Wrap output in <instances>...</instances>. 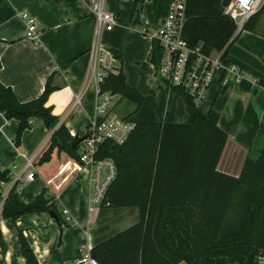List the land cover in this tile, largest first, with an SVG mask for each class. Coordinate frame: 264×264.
Listing matches in <instances>:
<instances>
[{"label":"crops","instance_id":"crops-1","mask_svg":"<svg viewBox=\"0 0 264 264\" xmlns=\"http://www.w3.org/2000/svg\"><path fill=\"white\" fill-rule=\"evenodd\" d=\"M170 2L144 0L135 4L133 0H106V7L118 17L112 30L103 34L106 46L114 50V72L120 70L125 82L143 96L139 107L149 104L152 98H159L160 108L164 93L168 106L170 103L179 107L177 110L167 109L164 115L158 113L156 118L147 121H137L126 115L135 123H189L193 116L182 96L174 90V94L169 93L171 90L159 84L160 78L154 74L150 61L153 48L149 34L166 16ZM23 13L41 29L40 41L36 44L24 37ZM93 26L89 7L79 0H0V82L10 87L20 102H26L42 93L50 77L54 89L49 93L46 105L58 118L56 127L63 123L70 134L79 137L84 135L92 114L91 90L85 92L80 105L71 106L74 95L82 89ZM226 60L264 83V7L251 28L243 29L232 40ZM210 108L219 113L218 125L227 134L217 170L237 177L244 159L247 156L256 159L264 144V86L259 83L250 89L244 81L224 88L217 81L209 88L200 107L203 111ZM177 115H182V119H177ZM18 124V120L6 119L0 112V168H8L11 178L6 182L8 187L4 197L15 181L18 182L17 195L25 203L45 189L46 195L53 198L60 216L65 217L63 211L66 210L73 225L60 233L66 241L57 243L59 229L48 213L25 214L15 221L2 217L0 213V263L24 264L18 230L29 242L38 264H52L56 257L52 256L54 251H57L61 264L78 254L84 226L91 227L89 242L94 245L137 221L138 210L133 207L101 206L90 210L84 181L71 173L76 167L74 158L64 150L54 149L49 160L39 161L53 129L46 128L41 120L33 119L31 127L22 133L20 145L16 146L14 138ZM30 157H33L35 174L32 180L25 181L23 168ZM66 161H71L68 172L60 167ZM125 214H131L130 224L123 225L120 216ZM72 236L76 247H68ZM13 239L17 243L15 248L9 244ZM177 264L187 263L180 261Z\"/></svg>","mask_w":264,"mask_h":264},{"label":"trees","instance_id":"trees-1","mask_svg":"<svg viewBox=\"0 0 264 264\" xmlns=\"http://www.w3.org/2000/svg\"><path fill=\"white\" fill-rule=\"evenodd\" d=\"M143 1L133 0L135 4ZM258 14L244 29L251 28ZM234 29L221 0H188L184 35L191 45L201 44L207 53L220 50ZM159 56L154 44L150 61L155 67ZM53 89L49 77L38 97L20 102L0 82V112L19 122L16 146L33 119L53 129L40 162L49 160L54 149L78 159L79 143L71 147L74 138L65 124L56 127L58 118L46 105ZM101 89L118 93L137 107L143 102L120 70L110 72ZM173 90L193 111L189 123L136 122L121 144H101L98 156L109 157L116 165V176L106 192L107 207L137 208L138 219L92 245L91 255L99 264H253L256 251L264 248V144L256 159H244L237 177L219 172L217 163L227 140L218 125L219 113L212 108L203 111L180 88ZM10 180L9 169L0 168V184ZM17 184L15 181L3 200L2 217L15 221L25 214L52 210L58 215L55 223L60 233L67 227L45 189L25 203L17 195ZM18 233L24 264H38L22 231Z\"/></svg>","mask_w":264,"mask_h":264},{"label":"built area","instance_id":"built-area-1","mask_svg":"<svg viewBox=\"0 0 264 264\" xmlns=\"http://www.w3.org/2000/svg\"><path fill=\"white\" fill-rule=\"evenodd\" d=\"M87 5L93 16L94 26L90 44L87 49V64L83 77L82 89L74 95L72 108L81 104L85 92L91 90L92 114L89 117L83 139L78 142V159L75 168L71 170L75 178L84 181L88 208L107 207L106 192L116 176V165L109 157H99L101 144L111 141L121 144L135 126L128 116L117 113L116 107L121 97L110 90H102L101 85L110 72H114V53L103 40L104 32L112 30L117 24L116 13L106 7V0H79ZM188 0H171L166 16L161 20L156 30L149 34V39L158 45L160 56L157 67L152 68L164 88L168 91L180 88L191 102L201 107L206 99L209 88L219 81L221 86L246 81L252 89L259 81L245 74L236 65L226 60L227 45L244 29L245 24L264 7V0H229L223 7V12L229 16L235 29L227 44L220 50L205 52L201 44L191 45L184 35L186 7ZM25 21L24 37L33 43H38L41 29L26 13L22 14ZM73 138L77 135L70 134ZM79 137V136H78ZM35 166L33 157L27 158L23 168L25 181L34 178ZM21 177L20 175L18 178ZM5 197H3L0 207ZM63 221L67 227L72 226L71 217L66 212ZM66 228V227H65ZM90 226L81 230V244L78 254L61 264H99L91 255ZM253 264H264V248H259L254 256Z\"/></svg>","mask_w":264,"mask_h":264},{"label":"rangeland","instance_id":"rangeland-1","mask_svg":"<svg viewBox=\"0 0 264 264\" xmlns=\"http://www.w3.org/2000/svg\"><path fill=\"white\" fill-rule=\"evenodd\" d=\"M147 67L149 69L148 64H147ZM158 82H159L160 85H162L164 87V84L161 81H158ZM169 93L174 94L172 90L169 91ZM159 100H160L159 98H152L150 100L149 104L144 105V106H141V107H137L136 104L130 102L128 99L121 98L120 103L116 107V111H117V113H119L120 115H123V116H126V115L133 116L134 120H137V121H147V120H152V119L156 118V116H157L158 113H160L161 115H164V112L167 109L168 110H170V109L177 110L179 108V107H176L175 104L172 105V104L169 103V106L166 104V93H164V96L162 98V100H163L162 106H160V108L158 107ZM181 103L183 104L182 106L185 107V103L183 101H181ZM176 118L177 119H182V115H179V116L177 115ZM81 148H82V144H81V147L78 148V149H81ZM54 156H56V154ZM64 158H65V156L63 155V159ZM72 160L75 162L74 159H72ZM69 163H71V161L64 162L60 166V167H62L61 169H66V171L69 170V167H68L69 166ZM10 169L12 171H14L12 169V167H10ZM14 177H15V175H14ZM21 184H22V182H20L19 187L22 188V185ZM28 186H27V188H28ZM7 187H8V183H6V182H5L4 185L3 184H0V191L2 193V198L4 197L3 194L5 193ZM24 188L25 187H23V189ZM28 189H30V187ZM0 203H1V201H0ZM136 210H137V208H136ZM120 217H122V219L124 221V222H122V223H124L123 225H127V224H130L131 223V220H130L132 218L131 214H125V215H122ZM63 236L64 235H61L60 234V231H59V234L57 235V243L59 241L61 243H63V241H66V239ZM9 244L13 248L17 247V243H16V241L14 239L12 241L9 240ZM68 247H76V240L73 238V236H72V239L69 241ZM55 250H57V247H55ZM52 256L53 257L56 256V257H54L55 260L53 259L52 264H59L58 263V253H57V251H54L52 253ZM0 264H3V263H0ZM13 264H15V263H13Z\"/></svg>","mask_w":264,"mask_h":264},{"label":"water","instance_id":"water-1","mask_svg":"<svg viewBox=\"0 0 264 264\" xmlns=\"http://www.w3.org/2000/svg\"><path fill=\"white\" fill-rule=\"evenodd\" d=\"M228 2H229V0H221V5H222V7H225V6L228 4ZM82 139H83V137H78V136H76V137L74 138L72 144H71V147H72V148L75 147L76 144H77L78 142H80ZM48 214H49V216H50L55 222H58V215H57L56 212H54V211L51 210V211L48 212Z\"/></svg>","mask_w":264,"mask_h":264}]
</instances>
